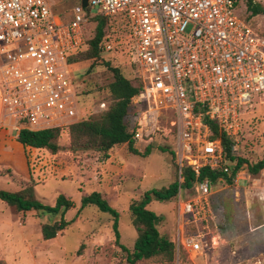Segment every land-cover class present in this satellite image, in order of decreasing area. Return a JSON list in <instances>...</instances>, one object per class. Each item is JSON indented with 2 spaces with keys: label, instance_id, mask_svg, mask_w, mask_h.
Instances as JSON below:
<instances>
[{
  "label": "built area",
  "instance_id": "2783aa9c",
  "mask_svg": "<svg viewBox=\"0 0 264 264\" xmlns=\"http://www.w3.org/2000/svg\"><path fill=\"white\" fill-rule=\"evenodd\" d=\"M241 0H81L68 14L50 0H0V95L3 123L20 131L60 127L82 120L75 63L87 45L85 26L96 15L124 18L131 60L153 102L173 111L172 131L180 182L190 166L197 177L192 197L179 190L177 252L203 246L199 221L208 222L213 184L202 168L230 171L222 138L234 143L242 114L264 93V35L238 13ZM92 7L96 12H92ZM90 8V9H89ZM104 52L114 49L103 43ZM141 121L138 141L152 139ZM150 141V140H148ZM197 227L198 233L189 231Z\"/></svg>",
  "mask_w": 264,
  "mask_h": 264
},
{
  "label": "rangeland",
  "instance_id": "374dc122",
  "mask_svg": "<svg viewBox=\"0 0 264 264\" xmlns=\"http://www.w3.org/2000/svg\"><path fill=\"white\" fill-rule=\"evenodd\" d=\"M50 1L56 12L67 14L78 3V0ZM255 1L264 5V0ZM91 9L96 12V8ZM238 13L264 35V14L252 15L246 0L239 2ZM108 33L114 45L112 51L71 66L85 117L106 110L112 102L106 87L112 79L107 62L119 67L134 83L142 81L141 71L131 60L132 40L127 23L115 18ZM255 98L264 101V93ZM129 111L152 137L135 140L140 153L131 151L127 144L114 146L108 156L95 148L73 149L65 125L60 126L58 152L46 148L28 150L29 179L12 167L0 166V189L17 191L32 185L36 196L46 204L55 205L60 194L74 202V207L65 214L72 223L57 237L44 239L42 224L59 221L61 213L36 210L14 213L0 198V256L10 259L11 264H30L33 256L37 257V264H130L128 252L115 241V217L93 204L81 207L84 195L102 193L119 213L121 242L133 250L137 231L131 204L141 201L148 190H161L180 181V175L172 131L173 111L155 104L145 90L133 98ZM4 118L0 95V120L3 122ZM12 131L17 133L15 129ZM148 147L151 152L147 155L144 152ZM234 153L250 162L264 157V103L254 102L244 110ZM227 173L231 175V168ZM192 190L182 188L183 197H192ZM178 195L163 201L153 198L148 204L160 217L161 233L175 242L179 228ZM209 199V221H199L198 227L203 233L199 238L203 243L201 249H181L179 255L176 251L174 259L156 256L136 264H264V170L250 175L244 164L234 183L225 179L214 183ZM198 229L189 227L192 233H198Z\"/></svg>",
  "mask_w": 264,
  "mask_h": 264
},
{
  "label": "trees",
  "instance_id": "16d2710c",
  "mask_svg": "<svg viewBox=\"0 0 264 264\" xmlns=\"http://www.w3.org/2000/svg\"><path fill=\"white\" fill-rule=\"evenodd\" d=\"M246 3L252 15L264 14L263 4L255 0H246ZM114 20L115 17L104 15L92 17L85 26L87 45L81 51L71 55L70 62L76 64L79 60L103 56L105 52L102 49V45L105 41L110 40L108 30ZM121 20L126 22L124 18H121ZM107 66L112 71V79L106 85L112 102L106 110L93 112L82 120L68 125L71 148H95L108 156V152L114 146L127 144L131 151L140 153L135 146V139L131 132L136 124V117L130 115L129 110L133 98L143 92L144 83L142 81L138 84L134 83L133 80L122 73L119 67L112 66L110 62H107ZM128 117L129 120H127ZM212 129L214 133L213 137L220 136L222 138V145L226 157L230 162L231 175L228 176L229 173L224 172L221 168L212 170L209 167H204L199 176L201 180L209 179L214 184L220 179H225L229 183H234L238 172L244 164H247L250 175H258L264 170V157L256 162H250L246 158L236 155L234 153L235 143L225 135H220L215 123H212ZM61 130L62 127H51L41 130L24 128L19 131L17 139L25 147L46 148L51 150L52 153H56L60 149L58 138L60 137ZM150 152L151 150L148 147L144 153L148 155ZM183 177V182L175 181L167 188L146 191L141 201L131 204L133 225L137 231L133 250H130L128 246L121 242L119 213L108 203L101 192L94 191L84 195L81 207L93 204L102 211L110 212L115 217L113 224L115 241L118 246L128 252L127 259L130 264H136L138 261L156 256L174 259L177 243L161 233L158 228L160 217L156 212L148 208V204L153 198L163 201L177 196L180 188L192 187L197 175L190 166H186L183 169ZM0 198L9 205L14 213L29 210H36L47 214L61 213L62 217L59 221L42 224L41 230L44 239L56 237L68 224L72 223L66 219L65 214L74 206V202L65 194H60L57 197L55 205H49L36 196L34 186L28 185L17 191L0 189ZM0 264H5V261L0 260Z\"/></svg>",
  "mask_w": 264,
  "mask_h": 264
},
{
  "label": "crops",
  "instance_id": "0c3cea01",
  "mask_svg": "<svg viewBox=\"0 0 264 264\" xmlns=\"http://www.w3.org/2000/svg\"><path fill=\"white\" fill-rule=\"evenodd\" d=\"M60 12L62 14H67L65 11ZM1 123H3L2 120H0V166L4 165L12 167L15 171L18 170L21 175H23V177L29 179L30 173L27 152L30 148L33 147H25L17 139L19 131H17V133H13L12 129H14V127L12 124L8 126H2ZM238 174H240V171L238 172ZM3 259L7 262V264H11L10 259L5 258L4 256H0V260ZM30 260V264H37V257L33 256L32 258H30Z\"/></svg>",
  "mask_w": 264,
  "mask_h": 264
},
{
  "label": "water",
  "instance_id": "95a60500",
  "mask_svg": "<svg viewBox=\"0 0 264 264\" xmlns=\"http://www.w3.org/2000/svg\"><path fill=\"white\" fill-rule=\"evenodd\" d=\"M81 3L84 7H87L89 5V0H81Z\"/></svg>",
  "mask_w": 264,
  "mask_h": 264
}]
</instances>
